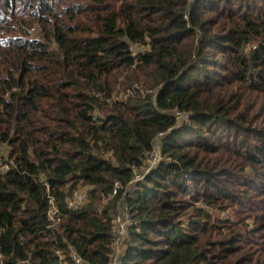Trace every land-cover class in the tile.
Segmentation results:
<instances>
[{
  "label": "trees",
  "instance_id": "1",
  "mask_svg": "<svg viewBox=\"0 0 264 264\" xmlns=\"http://www.w3.org/2000/svg\"><path fill=\"white\" fill-rule=\"evenodd\" d=\"M121 206L119 264H264V0H0V264H110Z\"/></svg>",
  "mask_w": 264,
  "mask_h": 264
},
{
  "label": "built area",
  "instance_id": "2",
  "mask_svg": "<svg viewBox=\"0 0 264 264\" xmlns=\"http://www.w3.org/2000/svg\"><path fill=\"white\" fill-rule=\"evenodd\" d=\"M130 51L132 52L133 56L135 57L138 48L131 46ZM175 115L179 122H183L189 119V115L186 113L175 112ZM164 137L163 134H160L158 139L155 141L153 145V150L148 154L147 160L145 162V170L142 173L136 175L133 184L129 187V190L134 191L136 188V183L142 181L144 179V175L150 173L159 165L161 161V140ZM3 171H6V167L2 168ZM121 189V185L117 183L115 185V190L113 192L114 195L117 194L118 190ZM87 191L81 190L76 192L72 197H70L67 201L68 207L70 209H78L82 205L87 202ZM57 213V209H51L49 213V217L52 221H54V215ZM134 224L133 220L131 219L126 207L121 206L119 210V214L116 216L114 220V229H113V236L115 238V244L113 249V254L111 256L110 264H119V260L123 255L125 242L129 237V229ZM59 259L64 260V256L59 253ZM70 257L75 264H86V262L75 252H70Z\"/></svg>",
  "mask_w": 264,
  "mask_h": 264
}]
</instances>
